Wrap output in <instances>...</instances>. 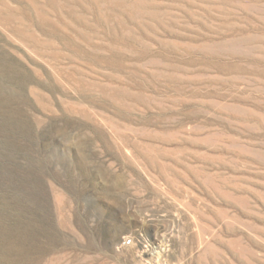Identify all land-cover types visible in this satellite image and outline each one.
Returning <instances> with one entry per match:
<instances>
[{"label": "rangeland", "instance_id": "1", "mask_svg": "<svg viewBox=\"0 0 264 264\" xmlns=\"http://www.w3.org/2000/svg\"><path fill=\"white\" fill-rule=\"evenodd\" d=\"M0 264H264V0H0Z\"/></svg>", "mask_w": 264, "mask_h": 264}]
</instances>
